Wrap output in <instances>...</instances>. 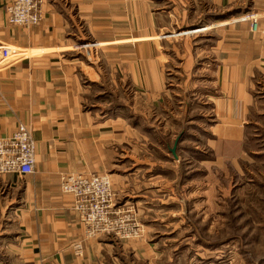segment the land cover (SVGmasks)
Returning a JSON list of instances; mask_svg holds the SVG:
<instances>
[{
	"label": "crops",
	"instance_id": "crops-1",
	"mask_svg": "<svg viewBox=\"0 0 264 264\" xmlns=\"http://www.w3.org/2000/svg\"><path fill=\"white\" fill-rule=\"evenodd\" d=\"M10 1L0 45L22 59L0 70V138L23 125L36 153L33 174L0 176V264H159L152 236L205 220L214 174L246 156L264 0H45L29 29ZM66 173L107 175L144 237L85 239Z\"/></svg>",
	"mask_w": 264,
	"mask_h": 264
},
{
	"label": "rangeland",
	"instance_id": "rangeland-1",
	"mask_svg": "<svg viewBox=\"0 0 264 264\" xmlns=\"http://www.w3.org/2000/svg\"><path fill=\"white\" fill-rule=\"evenodd\" d=\"M260 97L246 130V156L214 174L206 219L193 217L176 232L152 236L163 244L159 264H264V89Z\"/></svg>",
	"mask_w": 264,
	"mask_h": 264
},
{
	"label": "built area",
	"instance_id": "built-area-1",
	"mask_svg": "<svg viewBox=\"0 0 264 264\" xmlns=\"http://www.w3.org/2000/svg\"><path fill=\"white\" fill-rule=\"evenodd\" d=\"M45 0H11L5 7L7 23L11 26L32 28L41 20V6ZM254 26L258 25L251 16ZM264 23V14L260 18ZM258 32L264 35V24ZM22 59V52L0 45V70ZM36 146L31 132L23 125L5 138H0V176L34 173ZM63 194L72 199V208L78 216L85 239L111 237L119 242L144 237L143 226L134 207L118 204L116 193L107 175L66 173L59 177ZM76 256L83 251L82 241L72 244Z\"/></svg>",
	"mask_w": 264,
	"mask_h": 264
},
{
	"label": "water",
	"instance_id": "water-1",
	"mask_svg": "<svg viewBox=\"0 0 264 264\" xmlns=\"http://www.w3.org/2000/svg\"><path fill=\"white\" fill-rule=\"evenodd\" d=\"M178 143H179V138H177V139L175 140L173 146H172L171 149L169 150L170 153H171V155H172L173 158H175V159L177 158V156H176V149H177V145H178Z\"/></svg>",
	"mask_w": 264,
	"mask_h": 264
}]
</instances>
